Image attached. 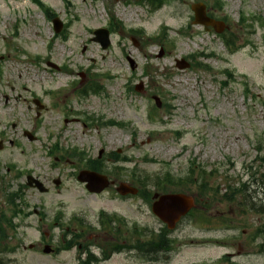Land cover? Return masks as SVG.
<instances>
[{
  "label": "rangeland",
  "instance_id": "374dc122",
  "mask_svg": "<svg viewBox=\"0 0 264 264\" xmlns=\"http://www.w3.org/2000/svg\"><path fill=\"white\" fill-rule=\"evenodd\" d=\"M42 1L71 23L68 41L54 36L52 22L34 0H0V140L5 143L0 149V215L14 212L8 194L21 180L15 172L50 162V156L38 157L42 144L58 141L59 147L86 151L93 146L94 153L102 147L107 157L120 158L106 164L116 184L147 179L149 190L163 191L154 186V179L169 172L178 181L163 182L164 190L199 197L196 212L205 208L211 219L187 216L169 234L174 243L166 260L152 263L133 252L101 264H264V0H166L157 11L136 0ZM198 2L206 3V11L229 29L217 33L195 23L192 4ZM111 12L124 25L117 24ZM101 26L116 31L107 49L91 39ZM134 28L143 30L131 32ZM181 58L191 66L179 68ZM39 81L63 86L62 96L70 92L60 101H68L71 109L84 108L82 115H73L79 120L65 123L62 110L47 108L36 127L35 112L29 110L33 90L23 87L36 88ZM136 84L143 90L136 91ZM92 85L100 86L99 95L91 93ZM154 95L162 98V108L155 105ZM93 115L116 118L124 125H105L103 118L92 121ZM34 126L40 139L31 142L22 129ZM50 132L56 136L47 139ZM11 139L19 146H11ZM10 161L18 163L8 168ZM44 168L45 177L61 173ZM186 176L192 181L186 182ZM61 192L53 190L47 199L55 206L67 203L69 209L120 210L130 224L147 227L157 237L164 228L148 202L113 201V187L93 196L69 179ZM37 195L28 191L21 197L31 203ZM15 203L21 207L20 199ZM141 205L138 212H129ZM74 213L95 220L99 212ZM22 216H16L20 224L25 222ZM23 219L34 224L37 216ZM27 228L24 234H0V264L76 263L75 251L50 258L30 250L29 244L38 243L41 234ZM150 231L144 232V239L150 238Z\"/></svg>",
  "mask_w": 264,
  "mask_h": 264
},
{
  "label": "flooded vegetation",
  "instance_id": "af4514ba",
  "mask_svg": "<svg viewBox=\"0 0 264 264\" xmlns=\"http://www.w3.org/2000/svg\"><path fill=\"white\" fill-rule=\"evenodd\" d=\"M45 95H52L50 92L45 91ZM23 134L25 135L26 132L23 130ZM26 136V135H25ZM31 136V135H30ZM42 148H48V150H45V153H52L56 150V148L51 149L50 146H41ZM25 152V150H23ZM75 154V153H74ZM70 151L67 152V154H61L58 156H55V164H70L74 165V160H72L73 155ZM42 157L41 159H44V156L41 155V151H39L38 157ZM79 157L80 165L78 167H75L73 169V174L75 177H78V174L81 170L83 169H92L98 172H102V169L105 167V162H106V157L104 154V150H100L97 152V154L91 155V152L89 153H80L77 155ZM43 163V161H42ZM41 164V163H37ZM74 170L76 173H74ZM31 173H27L24 176H28ZM37 178H40L39 175L35 176ZM47 179L48 177H44ZM45 188V187H44ZM40 191V189H37ZM51 191L50 187L46 189V191L41 192V194H47ZM123 198H128L127 196H123ZM37 204L38 206L33 208V209H25L22 210L21 212H34L37 216V221L35 224L34 229L39 230L40 233H43L47 236L51 234H58L60 235V238L62 239L63 246H66L69 241V245L65 247L64 249L67 250L68 252H72L73 250L76 251H82L77 254V256L80 258V256L85 257L84 258V263H78V264H97L95 260L92 258L90 259V248L93 250V253H95L96 256L103 258L105 254H109L108 259H103V261L100 262H106L111 260L114 256L119 255L122 253V244L128 245V242L126 240L122 241L121 240V235L124 233L127 238L133 239L134 233L133 230H131L130 227L127 225H124L121 220L117 217L114 218L110 216L111 214L113 215L114 212H121V211H116V210H107V209H100L97 212H100L97 219L94 222H90L87 220L85 217L82 219V221H75V215L74 213L69 214L68 212H89V211H79V210H74V209H67L64 207L61 208H56V209H49L46 208L48 207V204L45 200L42 198L37 199ZM46 206V207H45ZM46 212H56L54 215L51 217L48 216ZM96 212V211H95ZM119 215V214H118ZM120 216V215H119ZM128 222V220L126 219ZM85 225L84 227L81 225ZM27 226L32 225V222H26ZM131 225V224H130ZM32 227V226H31ZM19 229V228H17ZM84 231L86 230L93 235H98L103 238L104 241V246L103 248L99 251L96 252L92 248L91 244L87 243V239L83 238L82 242L77 243L76 242V237H77V230ZM135 230L136 228L133 227ZM66 236H68L66 238ZM70 236V238H69ZM134 236V237H133ZM99 239L96 238L95 242H98ZM130 249H138L136 245H132ZM57 252L59 251V248H56ZM94 255V254H93Z\"/></svg>",
  "mask_w": 264,
  "mask_h": 264
},
{
  "label": "water",
  "instance_id": "95a60500",
  "mask_svg": "<svg viewBox=\"0 0 264 264\" xmlns=\"http://www.w3.org/2000/svg\"><path fill=\"white\" fill-rule=\"evenodd\" d=\"M195 10L197 12V22L209 24V23H214L212 20L208 19L204 15V6L199 4L195 7ZM57 20L55 19V26L56 29H58L57 26ZM222 25V24H221ZM223 27V25H222ZM223 29V28H221ZM221 29H217L218 31H222ZM100 30H98L96 33H98ZM106 36H105V43L108 42V32L105 31ZM106 45V44H103ZM188 64L185 63V61H179V67L183 68L187 66ZM96 174L94 173H89L87 175L88 180L91 182L92 189H97V190H102L104 186L107 185L106 179L101 183L99 181L96 182ZM123 193H126L128 191H134L136 190L129 188L127 185H122L120 188ZM193 206V200L189 196L183 195V194H169V195H164L161 197V199L155 203L154 205V211L157 215H159L164 221H166L170 227H174L175 223L183 216L186 215Z\"/></svg>",
  "mask_w": 264,
  "mask_h": 264
},
{
  "label": "trees",
  "instance_id": "16d2710c",
  "mask_svg": "<svg viewBox=\"0 0 264 264\" xmlns=\"http://www.w3.org/2000/svg\"><path fill=\"white\" fill-rule=\"evenodd\" d=\"M192 178H190V177H187L186 178V182L188 181V182H191L192 180H191ZM169 182H171V180L169 181ZM173 183V182H172ZM152 245H155V242L153 243V242H149V243H147V246L149 247V246H152ZM140 247H141V245H140Z\"/></svg>",
  "mask_w": 264,
  "mask_h": 264
}]
</instances>
